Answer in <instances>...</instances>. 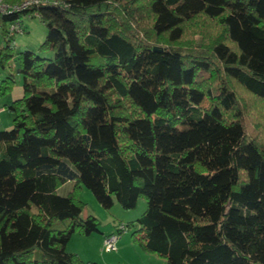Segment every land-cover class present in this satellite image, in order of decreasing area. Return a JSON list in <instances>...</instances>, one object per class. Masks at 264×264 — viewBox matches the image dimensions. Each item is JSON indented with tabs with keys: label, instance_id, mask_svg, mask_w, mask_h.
Returning a JSON list of instances; mask_svg holds the SVG:
<instances>
[{
	"label": "trees",
	"instance_id": "trees-1",
	"mask_svg": "<svg viewBox=\"0 0 264 264\" xmlns=\"http://www.w3.org/2000/svg\"><path fill=\"white\" fill-rule=\"evenodd\" d=\"M24 16L47 32L0 130V264H102L66 251L99 232L81 186L143 197L133 242L167 264H264V0H50L0 16L1 67Z\"/></svg>",
	"mask_w": 264,
	"mask_h": 264
},
{
	"label": "rangeland",
	"instance_id": "rangeland-1",
	"mask_svg": "<svg viewBox=\"0 0 264 264\" xmlns=\"http://www.w3.org/2000/svg\"><path fill=\"white\" fill-rule=\"evenodd\" d=\"M22 26L25 30L24 34H17L12 37L13 57L5 65L0 66V84L7 76L12 75L14 84L10 92L0 97V118L2 120V127L0 130H8L12 127V113L7 109V105L12 101L21 97L22 94V79L17 73L18 52L30 50L34 53L38 46L42 43L46 36V26L38 17L24 16L21 18ZM1 27V23H0ZM3 37L0 29V46H4ZM41 56L50 57V52H45ZM3 110V111H2ZM4 112V113H3ZM5 115L9 116L8 118ZM65 187L62 190H65ZM79 199L84 202L82 217L93 215L99 222V232H93L90 235H82L79 232L72 234L70 240L66 244V251L82 255L85 259H93L91 262H104L107 264H152L149 260L139 256L136 260L133 256L128 254V250L134 247L137 251L140 248L133 242L132 233L138 229L136 220L142 215L146 208V201L143 197L138 198L134 208L124 209L115 199L110 208H103L95 199L92 192L85 186H81L78 192ZM124 224L127 230L120 233L117 242L116 251H106L103 248L104 235L110 231L118 233L119 225ZM129 224V225H128ZM141 254L140 251H138ZM122 253V254H121ZM120 254V256H119ZM119 256V257H118ZM89 257V258H86ZM119 259L120 262L117 260ZM159 258L156 264H167V262Z\"/></svg>",
	"mask_w": 264,
	"mask_h": 264
},
{
	"label": "built area",
	"instance_id": "built-area-1",
	"mask_svg": "<svg viewBox=\"0 0 264 264\" xmlns=\"http://www.w3.org/2000/svg\"><path fill=\"white\" fill-rule=\"evenodd\" d=\"M48 2H50V0H23L20 3L9 4L4 2L3 0H0V16L14 15L27 10L29 7L48 3ZM6 32L8 36H12V37L17 34L19 35L24 34L25 30L22 26L21 20H15L9 22L6 26ZM0 52H1V46H0ZM117 231H118L117 234L113 232L103 238V248L106 251H116L119 232H124L125 226L123 224L119 225Z\"/></svg>",
	"mask_w": 264,
	"mask_h": 264
},
{
	"label": "crops",
	"instance_id": "crops-1",
	"mask_svg": "<svg viewBox=\"0 0 264 264\" xmlns=\"http://www.w3.org/2000/svg\"><path fill=\"white\" fill-rule=\"evenodd\" d=\"M3 111V110H2ZM2 112H0V114H1ZM4 113V112H3ZM5 117H9V116H7V115H5ZM2 127V120H1V118H0V128ZM70 185H71V182H66L62 187H63V189L65 188V187H67L66 189H68L69 187H70ZM111 233H113V231H110L108 234H106V235H104V236H107V235H109V234H111ZM117 250V249H116ZM138 251H140L141 252V254H139V252ZM136 250L134 247H132L131 249H129L127 252H128V254L129 255H131V256H133L136 260H138L139 259V256L140 257H142V258H144V259H147V260H149L152 264H156L157 263V261H158V259L160 258V257H158V256H156L155 254H152V253H146V252H143V251H141V250ZM122 254V253H121ZM82 258H83V260H85V261H90V260H93V259H85L82 255H80ZM119 256H120V254H119ZM118 256V257H119ZM86 258H89V257H86ZM162 259V258H161ZM119 262H120V260L119 259H117ZM164 261V260H163ZM99 263H102V264H107V263H105V261L104 262H99ZM120 264V263H119Z\"/></svg>",
	"mask_w": 264,
	"mask_h": 264
}]
</instances>
